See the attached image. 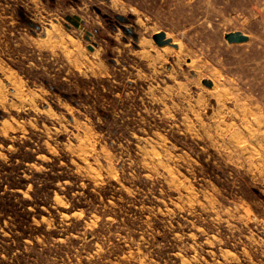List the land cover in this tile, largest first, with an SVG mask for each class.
<instances>
[{"label": "rangeland", "instance_id": "rangeland-1", "mask_svg": "<svg viewBox=\"0 0 264 264\" xmlns=\"http://www.w3.org/2000/svg\"><path fill=\"white\" fill-rule=\"evenodd\" d=\"M0 233V264H264V0H0Z\"/></svg>", "mask_w": 264, "mask_h": 264}, {"label": "water", "instance_id": "water-1", "mask_svg": "<svg viewBox=\"0 0 264 264\" xmlns=\"http://www.w3.org/2000/svg\"><path fill=\"white\" fill-rule=\"evenodd\" d=\"M89 39V37H87ZM225 39L229 43H241L248 41L249 37L248 35L242 33V32H229L225 34ZM153 40L158 46H164V45H171L175 48H177V44L173 42L171 38H167L166 33L164 31H159L153 35ZM90 49H92V46H90Z\"/></svg>", "mask_w": 264, "mask_h": 264}, {"label": "trees", "instance_id": "trees-1", "mask_svg": "<svg viewBox=\"0 0 264 264\" xmlns=\"http://www.w3.org/2000/svg\"><path fill=\"white\" fill-rule=\"evenodd\" d=\"M55 179H57V176L55 177ZM59 179H63V178H60L59 176H58V180ZM10 188H12V189H17V188H19V186H11ZM37 184H34V191H32L31 192V194H32V196L34 197V198H36L37 197ZM0 235H1V233H0ZM31 236V234H30V232H28L27 230H25V229H22L21 230V235L19 236V239L23 242L26 238H28V237H30Z\"/></svg>", "mask_w": 264, "mask_h": 264}]
</instances>
